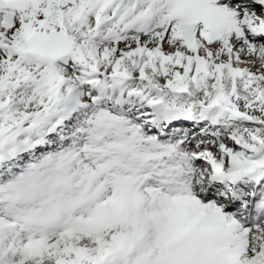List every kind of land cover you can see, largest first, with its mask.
<instances>
[{"label":"snow or ice","instance_id":"1","mask_svg":"<svg viewBox=\"0 0 264 264\" xmlns=\"http://www.w3.org/2000/svg\"><path fill=\"white\" fill-rule=\"evenodd\" d=\"M0 264H264V0H0Z\"/></svg>","mask_w":264,"mask_h":264}]
</instances>
